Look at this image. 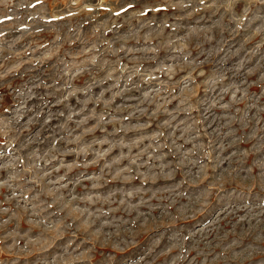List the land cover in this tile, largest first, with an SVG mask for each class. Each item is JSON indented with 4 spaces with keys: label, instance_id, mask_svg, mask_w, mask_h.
Here are the masks:
<instances>
[{
    "label": "rangeland",
    "instance_id": "rangeland-1",
    "mask_svg": "<svg viewBox=\"0 0 264 264\" xmlns=\"http://www.w3.org/2000/svg\"><path fill=\"white\" fill-rule=\"evenodd\" d=\"M0 264H264V0H0Z\"/></svg>",
    "mask_w": 264,
    "mask_h": 264
}]
</instances>
